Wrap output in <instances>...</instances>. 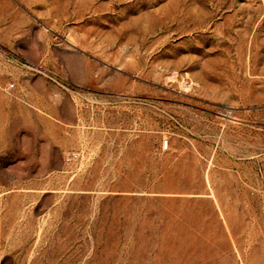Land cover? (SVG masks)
I'll return each instance as SVG.
<instances>
[{"label": "rangeland", "instance_id": "374dc122", "mask_svg": "<svg viewBox=\"0 0 264 264\" xmlns=\"http://www.w3.org/2000/svg\"><path fill=\"white\" fill-rule=\"evenodd\" d=\"M0 264H264V0H0Z\"/></svg>", "mask_w": 264, "mask_h": 264}, {"label": "built area", "instance_id": "2783aa9c", "mask_svg": "<svg viewBox=\"0 0 264 264\" xmlns=\"http://www.w3.org/2000/svg\"><path fill=\"white\" fill-rule=\"evenodd\" d=\"M168 146H169V139L165 138V139L162 141V143H161V147H162L163 149H167Z\"/></svg>", "mask_w": 264, "mask_h": 264}]
</instances>
